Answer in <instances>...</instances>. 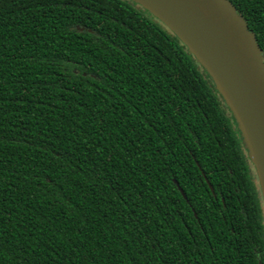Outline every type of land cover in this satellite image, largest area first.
Instances as JSON below:
<instances>
[{
  "label": "trees",
  "instance_id": "16d2710c",
  "mask_svg": "<svg viewBox=\"0 0 264 264\" xmlns=\"http://www.w3.org/2000/svg\"><path fill=\"white\" fill-rule=\"evenodd\" d=\"M0 264H264L234 118L133 1L0 0Z\"/></svg>",
  "mask_w": 264,
  "mask_h": 264
},
{
  "label": "water",
  "instance_id": "95a60500",
  "mask_svg": "<svg viewBox=\"0 0 264 264\" xmlns=\"http://www.w3.org/2000/svg\"><path fill=\"white\" fill-rule=\"evenodd\" d=\"M131 1L168 28L211 78L234 118L264 209V55L245 20L227 0Z\"/></svg>",
  "mask_w": 264,
  "mask_h": 264
}]
</instances>
